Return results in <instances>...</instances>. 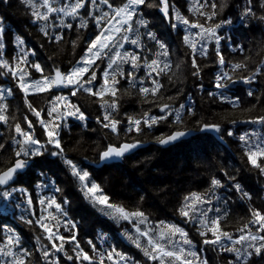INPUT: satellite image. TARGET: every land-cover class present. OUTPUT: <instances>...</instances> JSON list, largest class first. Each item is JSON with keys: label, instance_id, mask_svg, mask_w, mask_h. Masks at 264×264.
<instances>
[{"label": "snow or ice", "instance_id": "obj_1", "mask_svg": "<svg viewBox=\"0 0 264 264\" xmlns=\"http://www.w3.org/2000/svg\"><path fill=\"white\" fill-rule=\"evenodd\" d=\"M25 2L31 9L32 23L40 26L39 31L49 41L59 44L64 41L65 29L74 30L76 38L70 40V45L75 50L82 40L80 33L83 31L86 34L90 27L93 29L83 49L84 55L65 71L55 64L46 67L38 61L34 62L31 58L36 55L35 51L29 49L24 38L19 35L14 38V46L18 52L10 62L5 58L7 43L5 28L0 20V69L15 81L14 88L23 95V104L34 118L30 119L28 114L22 115L20 119L11 117L15 133L11 137V143L16 148L14 161L4 170H0V209L7 211L15 205L22 209L19 217L21 222L38 226L42 230L46 243L41 244L40 236L35 238L40 252L37 259H43L45 264H61L58 254L63 252L65 264L67 261L79 264H140V261L120 250L116 244L110 243L107 249L101 251L93 239H88L86 244L93 253L91 256L81 247L77 239L80 222L69 215L71 201L63 195L64 189L57 183L56 176L50 174L51 169L45 167L43 162L48 158L60 161L67 173L78 183L79 191L91 207L118 224L125 222L131 226V230L125 229L122 235L135 248L141 250L146 258L144 264H208L206 258L200 260L196 251L197 245L186 230L187 225L195 228L203 245L233 253V260L228 264H251L253 257L264 258V211L249 207L250 219L239 229L241 234L233 237L221 228L223 209L214 207V201L215 204L223 202V205H228L231 200L228 193L239 194V199L252 201V193L241 183L243 178L239 177L238 171L237 174L230 175L226 169H222L223 178L211 176L209 187L203 193L190 192L185 195L176 209L181 218L180 223H153L139 206L130 210L123 205L111 203V198L93 178L92 172L69 158L61 142L64 130L70 129V120L84 122L86 126V112L74 102V98L78 99L80 93H86L96 97L103 110L102 117H96L97 123L114 134L118 140L116 143H108L98 152V161L92 163L124 160L130 154H135L134 150L143 141H119L123 126L122 120L117 118L122 98V80L128 83L129 88H138L144 104L159 110V114H154L150 107L137 116H126V135H139L143 128H154L173 116V123L182 125L184 121L180 109L195 115L194 109H188L183 104L180 109H174L171 104L157 103L165 91L163 78L166 77L168 84L174 86L170 73L174 66L179 69L181 65H174L170 42L159 31V26L148 18L152 16L148 10L153 7L159 11L162 20H167L170 30L179 35L181 28L183 29L180 42L190 49L193 77L201 76L198 57L207 58L211 46L217 64L221 68L229 69L218 71L214 77V88L222 90L219 98L231 103L233 107L239 106L240 97L234 96L229 100L224 94L231 91L230 86L237 79L249 85L247 95L253 96L251 85L258 76H264V63L250 69L248 57L236 63L226 62L222 46L243 52L245 45L237 44L232 35L224 32L225 26L234 23L232 19L217 22L224 8L221 0H197L195 7L188 8L189 12L195 13L196 20H190L176 10L170 0H156L155 4L152 0H120L119 4L116 0H39L38 4L35 0ZM256 10L264 12V0H260L258 9L253 0H247V5L237 17L242 27L245 20L256 17ZM259 18L264 20V16ZM128 44L134 47L129 49L126 47ZM141 70L145 72L144 76L137 75ZM238 70L248 74L234 78L233 73ZM32 72L39 74V78H33ZM146 79L150 81V86H145ZM197 86L203 89L202 84ZM30 94H47L46 106L38 110L30 102ZM208 95L213 97L216 93L209 92ZM12 96V87H0V122L4 124H8L10 120L8 98ZM168 99L171 100L172 97ZM230 123L235 124L236 121L232 120ZM251 123L264 126V115L255 117ZM37 125L41 129L39 135L36 132ZM194 132H225L229 137L234 135L231 128L224 129L220 123L197 121L194 129L162 134L156 137L155 142L160 145L171 144ZM220 138L223 139L222 136ZM239 141L242 143L247 163L264 177V136L245 132L239 136ZM3 148L4 145L0 144V149ZM30 173L33 174L35 183L24 186L20 183V178ZM44 192L50 194L43 195ZM219 192H224L225 196L217 195ZM182 224L185 226H181ZM62 230L66 234H62ZM2 231L0 255L7 259L0 261V264H31L33 252L24 246L21 234L7 225L3 226ZM97 239L102 243L109 242L106 234ZM226 241L230 246L225 247ZM69 243L74 245V255L65 250V245Z\"/></svg>", "mask_w": 264, "mask_h": 264}, {"label": "trees", "instance_id": "obj_2", "mask_svg": "<svg viewBox=\"0 0 264 264\" xmlns=\"http://www.w3.org/2000/svg\"><path fill=\"white\" fill-rule=\"evenodd\" d=\"M119 2L120 0H116L117 4ZM221 2L224 4V8L217 18V22L223 19H232L234 23L225 26L224 32L232 35L237 44L245 45L243 52L238 49L232 51V49L222 46L226 62L236 63L248 57L250 69L264 63V20L259 18L264 16V12L256 10V17L245 20L242 27L241 21L237 17L247 5V0H221ZM259 2L260 0H253L257 9ZM152 3L155 4L156 0H152ZM170 3L174 4L189 19L193 17V12L188 11L191 0H170ZM148 11L152 13V16L148 18L159 26V31L171 44V59L174 65L177 63L181 65L179 69L174 66L172 73H170L173 76L174 86L168 84L166 77L163 78L165 91L157 103L171 104L174 109H180V105L183 104L188 109H194L195 115H190L184 109H180L184 121L182 125L173 123L175 119L173 116L154 128H143L139 135L135 133L130 136L126 135V116H137L150 107L154 114H159V110L144 104L138 88H129L128 83L122 80L120 84L122 98L117 118L122 120L123 126L120 130L119 141L139 139L147 145L138 148L134 152L135 154H130L128 158L116 163H92L98 161V152L102 151L108 143H116L118 140L114 134L97 123L96 117H102L103 113L98 99L89 94L80 93L78 99L74 98V102L81 106V110L86 112L89 119L86 121V126L83 122L70 120V129H65L62 133V146L69 158L92 172L93 178L101 184L105 193L111 198V203L123 205L130 210L139 206L153 223L157 221L180 223L176 209L185 195L190 192L203 193L209 187L211 176L223 178L222 169H226L230 175L237 174L238 171L239 177L243 178L241 183L246 190L252 193V201L241 200L238 198L239 194L228 193L227 195L231 197L229 204L226 206L223 205V202L218 204L223 209L221 211L222 230L236 231L250 219L249 207L260 208L264 211L262 199L264 177H261L247 163L243 147L239 141L233 136H227L225 132H221L219 135L224 138L226 144L220 142L211 132L198 133L169 147H163L155 141L156 137L162 134L168 135L175 130L194 129L197 127V121L220 123L224 129H233L234 125H238L243 120L264 115V76H258L253 81L251 85L254 90L253 96H248L249 87L246 88L240 83L237 84L234 92L224 93L229 96L240 97L238 107H233L231 103L221 100L218 94L210 97L208 93L215 92L213 81L220 69L213 48L210 46L207 58L198 57L202 72L199 78L193 77L189 59L190 49H187L180 42L183 29L181 28L178 35L176 31L168 28L167 20L161 19V14L155 7ZM0 16L6 23L10 24L5 29L7 43L5 58L9 59L10 62L15 52L14 31L24 38L29 49L35 51L36 55L31 58L34 62L38 61L46 67L55 64L65 71L70 69L75 61L84 55L83 49L86 47L87 39L93 33L91 27L86 34L82 31L80 33L82 40L78 47L73 50L70 40L76 38L74 30L65 29L64 41L59 44L49 41L39 31L40 26L32 23L31 9L23 0H0ZM203 22L202 19L201 23ZM3 73L4 70L0 69L1 83L13 88V96L8 98L10 105L9 123H0V144L4 145V148L0 149V170H4L14 161L16 146L11 143V137L15 134L11 117L15 116L20 119L22 115L28 114L29 118L34 120L23 104V95L14 88L15 81ZM247 74L241 70L233 73L235 78ZM137 75L144 76L145 72L141 70ZM4 76L7 78H3ZM32 76L39 78V74L35 72H32ZM199 84L203 85V89L197 86ZM145 86H150V81L147 79ZM236 89L238 91H235ZM168 97H172V99L169 100ZM29 100L39 110L46 106L48 96L47 94H30ZM232 120H235L236 123L231 124L230 121ZM36 131L41 132L38 125ZM43 163L46 168L51 169L50 174L56 176L57 183L64 189L63 195L71 201L69 214L73 219L80 222L81 227L77 239L85 251H91L86 244L88 239H93L94 243H97L99 241L97 237L108 234L119 249L132 254H140L137 248L124 242L119 235L116 222L104 216L84 200L79 191L78 183L67 173L59 160L48 158ZM20 183L24 186L34 184L33 174L22 176ZM218 194L225 196L224 192ZM141 197H143L142 201ZM119 224L120 229H122L124 222ZM5 225L15 228L21 234L24 246L33 252L32 261H37V264L41 263L42 259H37L40 257V252L35 238L40 236L41 244L46 243L42 231L37 226H30L0 215V226ZM187 229L194 241L203 246L208 264H228L230 261L228 256L219 253V250L212 246L200 243L201 239L195 234L193 226H187ZM59 256L61 257V264H65L64 254ZM66 264H77V262L67 261ZM251 264H264V258L253 257Z\"/></svg>", "mask_w": 264, "mask_h": 264}, {"label": "rangeland", "instance_id": "obj_3", "mask_svg": "<svg viewBox=\"0 0 264 264\" xmlns=\"http://www.w3.org/2000/svg\"><path fill=\"white\" fill-rule=\"evenodd\" d=\"M24 2H25V0H23ZM35 2L38 4L39 3V0H35ZM61 2H62V0H61ZM200 2H202L201 0H200ZM26 3V2H25ZM196 3H197V0H191V6L192 7H195L196 6ZM27 4V3H26ZM176 10H178L177 8H176ZM179 11V10H178ZM197 19V17H196V15H195V13L193 12V17L190 19V20H196ZM0 20H2V26L6 29L7 27H9L10 26V24H8V23H6L5 21H4V19H3V17L2 16H0ZM202 21V18H200V22ZM70 22H73V21H70ZM222 34V33H221ZM18 35V33H16L15 31H14V38L16 37ZM127 48H129V49H132L133 48V46L132 45H130V44H128L127 46H126ZM17 52H18V49H16L15 48V52H14V56L17 54ZM13 56V57H14ZM227 70H229L227 67H224V68H221L220 67V69H219V71H227ZM3 78H7L6 76H4ZM10 78H11V76H10ZM235 78V77H234ZM12 79V78H11ZM1 80L2 79H0V87H7L5 84H2L1 83ZM238 83H240V84H243V86H245L246 88H248L249 87V85H247V84H245L244 82H243V80H240V79H237L236 80V82L234 83V84H232L230 87H231V91L230 92H234V89L237 87V84ZM234 87V88H233ZM222 90H218V89H215V93L216 94H218L219 95V93L221 92ZM235 91H238V89H236ZM225 96L226 97H228V99L229 100H231L232 99V95H228V94H225ZM261 116V115H260ZM88 117V116H87ZM88 119H89V117H88ZM87 119V120H88ZM254 119V118H253ZM251 120L252 119H249V120H243L242 122H239V124L238 125H234V127H233V132H234V135H233V137L236 139V140H238L239 141V136L241 135V134H243V133H245V132H248V133H256V135L257 136H264V126H261L260 124H253V123H251ZM76 121V120H75ZM80 122V121H79ZM1 123V122H0ZM84 123V122H83ZM85 124V123H84ZM37 132V131H36ZM37 134L39 135L40 133H38L37 132ZM253 139H255V137H253ZM239 143H240V145L242 146V143L239 141ZM43 195H49L50 193L49 192H44V193H42ZM34 195H35V193H34ZM217 195H219L218 193H217ZM263 198V201H264V194H263V196H262ZM17 203H19V201H17ZM38 205H37V209H38ZM214 207H220L218 204H215V201H214ZM21 212H22V209H20V208H16L15 207V205H12V207L9 209V210H7V211H5V210H3V209H0V215H4V216H6V217H8V218H10L11 220H14V221H18V222H21L20 221V219H19V217H20V215H21ZM70 215V214H69ZM71 216V215H70ZM221 217H222V214H221ZM180 221H181V218H180ZM21 223H23V222H21ZM117 226H118V228H119V235L123 238V240H124V242L125 243H127L129 246H134V245H132L129 241H127L126 239H125V237L122 235V233H123V231L125 230V229H129V230H131V226L130 225H128L127 223H125L124 222V225L122 226V229H120V224H118L117 223ZM181 226H185V225H181ZM187 226H190V227H192V225H187ZM187 226H185L186 227V230L188 231V229H187ZM38 227V226H37ZM243 227V225L240 227V228H238L236 231H227V232H229V233H231L232 235H233V237H237V236H239L241 233L239 232V229H241ZM39 228V227H38ZM2 229H3V226H0V236H2L3 235V231H2ZM42 231V230H41ZM253 231H255V229L253 228ZM62 234H66V233H64L63 232V230H62ZM195 234H196V230H195ZM42 235H43V233H42ZM102 235H105V234H102ZM107 235V237L109 238V242L108 243H102L100 240L96 243L97 245H98V247H99V249L101 250V251H103L104 249H107L108 247H109V244L111 243V244H115L114 242H113V240L109 237V235L108 234H106ZM190 235V234H189ZM198 236V235H197ZM191 237V236H190ZM192 238V237H191ZM198 238H200L199 236H198ZM193 239V238H192ZM201 239V238H200ZM193 241H194V239H193ZM57 243H59V242H57ZM194 243L197 245V247H196V251L199 253V257H200V260L201 261H203L205 258H206V255H205V251H204V248H203V246L202 245H199V243L198 242H196V241H194ZM227 246H230L229 244H228V242L226 241L225 242V247H227ZM74 247V245H72V244H66L65 245V250L66 251H68L69 252V254H71V255H74V253L72 252V248ZM135 247V246H134ZM216 249H218L219 250V248L217 247ZM121 250V249H120ZM138 250V252L140 253V254H132V253H130V252H126V253H128V255L130 256V257H132V258H134L135 260H138V261H140V264H144V261H145V257L143 256V253L141 252V250H139V249H137ZM123 251V250H122ZM219 253H223V254H225L226 256H228L229 258H230V261L231 260H233V253H230V252H226V251H220L219 250ZM60 254H64L63 252H60L58 255H60ZM89 255L91 256V255H93V253L90 251L89 252ZM7 258L6 257H4L3 255H0V261H4V260H6ZM189 259H191V257H189ZM31 264H37V261H31ZM38 264H45V262L43 261V259H42V262L41 263H38ZM77 264H79V262H77ZM85 264H87V262H85Z\"/></svg>", "mask_w": 264, "mask_h": 264}, {"label": "water", "instance_id": "obj_4", "mask_svg": "<svg viewBox=\"0 0 264 264\" xmlns=\"http://www.w3.org/2000/svg\"><path fill=\"white\" fill-rule=\"evenodd\" d=\"M176 131V130H175ZM212 134H214L215 136H216V138L220 141V142H222L223 144H226V141L224 140V138L223 139H221L220 137V135L219 134H217V133H215V132H211ZM171 134V133H170ZM196 134H198V133H193L192 135H187V136H184V137H182V138H180V140H178V141H175V142H173V143H171V144H165V145H161V146H163V147H169V146H172V145H174V144H176V143H178V142H180V141H182V140H186V139H188V138H190V137H192V136H194V135H196ZM169 135V134H168ZM147 145V143H142L141 145H140V147H144V146H146ZM139 147V148H140ZM136 150H134V152H135ZM119 161H121V160H119ZM119 161H111V162H108V163H105V164H111V163H116V162H119Z\"/></svg>", "mask_w": 264, "mask_h": 264}]
</instances>
